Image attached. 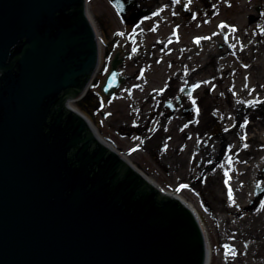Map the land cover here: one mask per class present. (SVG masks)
Returning a JSON list of instances; mask_svg holds the SVG:
<instances>
[{
    "label": "water",
    "instance_id": "1",
    "mask_svg": "<svg viewBox=\"0 0 264 264\" xmlns=\"http://www.w3.org/2000/svg\"><path fill=\"white\" fill-rule=\"evenodd\" d=\"M89 1L0 0V264H209L193 207L70 105L99 70Z\"/></svg>",
    "mask_w": 264,
    "mask_h": 264
},
{
    "label": "rangeland",
    "instance_id": "2",
    "mask_svg": "<svg viewBox=\"0 0 264 264\" xmlns=\"http://www.w3.org/2000/svg\"><path fill=\"white\" fill-rule=\"evenodd\" d=\"M169 1L159 3L169 6L167 11L138 23L120 16L111 0L89 1L101 49L99 70L88 90L95 101L81 98L72 104L91 119L101 138L154 183L198 209L211 250L209 264H264V198L248 205L264 164V0ZM156 2L143 0L142 7L157 8ZM221 24L227 27L222 30ZM116 54L124 81L113 95H106L102 86ZM171 62L173 76L167 77ZM189 69L200 85L195 96L201 103L189 116L192 127L182 125V118L179 127L173 120L166 122V134L150 135L155 106L162 105L161 91L171 80L185 83ZM250 102L258 106L242 114L236 108ZM239 120H248L239 141L232 135L233 160L240 161L192 186L198 175L193 161L200 153L195 152L196 140L207 130L214 135L234 129ZM248 155L250 166L245 164ZM225 173L231 177L228 185ZM225 245L237 255L226 257Z\"/></svg>",
    "mask_w": 264,
    "mask_h": 264
},
{
    "label": "flooded vegetation",
    "instance_id": "3",
    "mask_svg": "<svg viewBox=\"0 0 264 264\" xmlns=\"http://www.w3.org/2000/svg\"><path fill=\"white\" fill-rule=\"evenodd\" d=\"M157 4L159 5L161 0H156ZM170 0L169 2H171ZM123 4L125 5V14L124 17L128 16L130 18L140 19L149 15H152L154 13L167 11L169 8L166 7L163 4L157 6V8L151 9V8H143L142 3L143 0H122ZM187 6V5H186ZM183 6L182 10L186 11L187 7ZM167 8V9H166ZM176 10V9H175ZM116 61L118 66L121 60L118 58V54L115 55L113 61ZM112 65V64H111ZM172 66L173 63L171 62L169 69L167 70V77H172ZM176 74V72H175ZM185 74H187L188 79L185 83L180 84L181 82H177L176 80H171L169 84L165 87L164 91H161L160 93V102H162L161 108L156 107L157 115L155 119V125L154 129L150 133V135L156 134V135H164L166 134V122H176V126H178L179 123H181V119L184 118V122H182V125L186 124L187 122V128L192 127V121L189 118V116L192 113V110L198 108L201 106L200 100L196 98L195 92L198 87H195L197 85V81L194 82L192 75L194 74V71L189 69L185 71ZM175 76V75H174ZM195 102V103H194ZM240 105L238 108L240 113H244L247 110L254 108L258 106V103L250 102ZM243 108V109H242ZM180 120H179V119ZM248 120H245L242 122V120H239L238 122H235V125L232 127L234 129L228 130L223 129L221 133L211 135L210 130H207L206 134H204L202 137L198 138L196 140V150L195 152L198 153V158L193 161L194 166L197 167L198 175H196L195 180L192 183V186L194 185H202L205 182V175L214 172L215 170L219 168H225V165H228L229 167L235 166L234 161H240V160H233L232 155V149L234 146L232 145V135H236L238 141L243 137L244 135V128H247ZM250 122V120H249ZM220 124L221 122H217ZM247 125V126H246ZM214 126H216L214 124ZM235 131V132H234ZM232 132H234L232 134ZM205 136V140L203 139ZM183 137H191L189 133H183ZM241 144H238L237 148H240ZM204 149V150H203ZM249 156V155H248ZM250 160H246V165L250 166L253 162L251 156ZM231 158V159H230ZM208 183V182H207ZM255 190H254V199L248 204L249 206H252L255 204V199H263L264 198V164L261 167V175L256 178L255 183ZM248 206V207H249ZM247 208V207H246ZM247 211V210H246Z\"/></svg>",
    "mask_w": 264,
    "mask_h": 264
},
{
    "label": "snow or ice",
    "instance_id": "4",
    "mask_svg": "<svg viewBox=\"0 0 264 264\" xmlns=\"http://www.w3.org/2000/svg\"><path fill=\"white\" fill-rule=\"evenodd\" d=\"M175 2H176V3H179L180 0H175ZM189 2H190V0H189ZM219 27L223 30L224 28L227 27V25L221 24V25H219ZM232 31L235 32L236 29L233 28ZM174 34H175V33H174ZM204 39H210V38H209V37H205ZM227 39H228V37H225V41H227ZM195 43L199 44V43H200V39L198 38V39L195 41ZM133 51H135V49H133ZM113 79H115V77H113ZM199 86H200L199 84L195 85V87H199ZM257 102H259V101H257ZM194 103H195V102H194ZM230 159H231V158H230ZM225 176L227 177V179L225 180V184L228 185V184H229V181H230V179H231V177L228 176V173H225ZM228 194H229L230 199H233L232 189H231L230 186H229V188H228ZM233 203H235L234 199H233ZM229 254H231L232 256L237 255L236 250H235L234 248H232V247L229 246V245H225V256L227 257Z\"/></svg>",
    "mask_w": 264,
    "mask_h": 264
},
{
    "label": "trees",
    "instance_id": "5",
    "mask_svg": "<svg viewBox=\"0 0 264 264\" xmlns=\"http://www.w3.org/2000/svg\"><path fill=\"white\" fill-rule=\"evenodd\" d=\"M131 19L134 20L135 18H131ZM82 98H86V99H85V102L88 101V102H92V103H93V102L95 101V98H93L91 94L88 95V92H87V94H86L84 97H82ZM79 105H80V107L83 109V106H82L81 104H79Z\"/></svg>",
    "mask_w": 264,
    "mask_h": 264
},
{
    "label": "bare ground",
    "instance_id": "6",
    "mask_svg": "<svg viewBox=\"0 0 264 264\" xmlns=\"http://www.w3.org/2000/svg\"><path fill=\"white\" fill-rule=\"evenodd\" d=\"M100 51H101V49H100ZM70 105H71L72 108L76 109V107L72 103ZM189 205H192L194 207L193 209L197 212V214H198V216H199V218L201 220V215H200V212L198 211V209L192 203H190Z\"/></svg>",
    "mask_w": 264,
    "mask_h": 264
}]
</instances>
